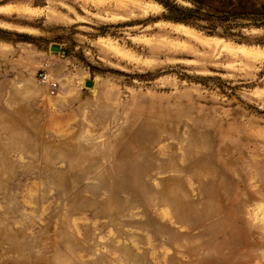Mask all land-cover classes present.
<instances>
[{"label":"rangeland","instance_id":"rangeland-1","mask_svg":"<svg viewBox=\"0 0 264 264\" xmlns=\"http://www.w3.org/2000/svg\"><path fill=\"white\" fill-rule=\"evenodd\" d=\"M164 13L0 0V264H264V28Z\"/></svg>","mask_w":264,"mask_h":264},{"label":"trees","instance_id":"trees-1","mask_svg":"<svg viewBox=\"0 0 264 264\" xmlns=\"http://www.w3.org/2000/svg\"><path fill=\"white\" fill-rule=\"evenodd\" d=\"M155 1L165 9V19L210 34L235 38L244 27L264 28V0Z\"/></svg>","mask_w":264,"mask_h":264},{"label":"built area","instance_id":"built-area-1","mask_svg":"<svg viewBox=\"0 0 264 264\" xmlns=\"http://www.w3.org/2000/svg\"><path fill=\"white\" fill-rule=\"evenodd\" d=\"M36 77L40 81L41 84L45 85L51 94H54L57 87L58 82L52 76H50L46 71L42 69H38L36 72Z\"/></svg>","mask_w":264,"mask_h":264},{"label":"water","instance_id":"water-1","mask_svg":"<svg viewBox=\"0 0 264 264\" xmlns=\"http://www.w3.org/2000/svg\"><path fill=\"white\" fill-rule=\"evenodd\" d=\"M52 49H53V50H57L58 47L55 46V45H53V46H52ZM85 85H86V86H90V85H91V81H89V80L85 81Z\"/></svg>","mask_w":264,"mask_h":264}]
</instances>
